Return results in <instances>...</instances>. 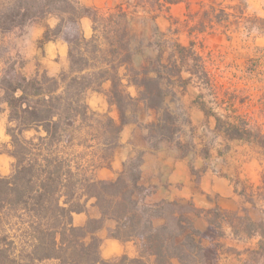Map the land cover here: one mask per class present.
I'll list each match as a JSON object with an SVG mask.
<instances>
[{"label":"trees","instance_id":"obj_1","mask_svg":"<svg viewBox=\"0 0 264 264\" xmlns=\"http://www.w3.org/2000/svg\"><path fill=\"white\" fill-rule=\"evenodd\" d=\"M125 5L122 2L105 14L81 0H0L1 33L40 21L44 34L39 46L63 33L70 44V67L59 77L43 73L1 80L10 110L7 134L14 163L10 175L0 176V264H205L200 233L176 210L178 205H150L141 198V156L129 159L116 179L95 177L97 168L112 163L111 150L127 123L130 106L140 102L159 111L165 100L159 77L134 69L137 61L127 38ZM90 10L102 16L103 31L94 27V35L87 39L81 20ZM51 17L59 21L54 29L46 23ZM91 44L101 56L88 54ZM121 69L127 74L121 75ZM126 75L128 85L138 89L137 98L123 84ZM107 81L112 82L108 101L117 106L120 123L92 110L86 101L88 91ZM237 121L230 123L231 139L253 144L263 138L246 119ZM173 125L170 114L164 112L159 118L162 135H173ZM32 131L34 135L27 138L25 134ZM79 148L84 152L78 153ZM250 190L243 194L264 199V174L262 184ZM91 200L100 217L76 226L74 215L86 212ZM159 219L164 224L156 226ZM107 221L115 223L111 238L137 245L136 257H102L97 232ZM253 226L258 225L249 223L236 235L260 237L258 247L248 250L257 262L264 258V229L257 232Z\"/></svg>","mask_w":264,"mask_h":264},{"label":"rangeland","instance_id":"obj_2","mask_svg":"<svg viewBox=\"0 0 264 264\" xmlns=\"http://www.w3.org/2000/svg\"><path fill=\"white\" fill-rule=\"evenodd\" d=\"M169 1L119 0L100 9L107 14L108 9L126 4L127 38L137 61L134 69L159 77L165 100L159 111L140 102L130 106L127 123L111 150L112 163L97 168L95 177L116 179L129 159L141 156V198L150 205H178L176 210L200 233L205 264H264V258L255 262L248 252L258 247L260 237L241 239L236 235L249 223L258 225L252 230L264 229L263 197L250 199L243 194L245 190L249 194L252 186L256 190L264 174V0ZM102 19L92 10L86 13L81 28L87 39L94 35V27L103 31ZM33 22L44 28L40 21ZM58 22L51 17L46 23L54 29ZM25 32L21 28L15 34ZM1 38L0 58L6 59V72L0 88L3 78L26 76L22 70L26 61L19 47ZM53 42H62L65 54L51 58L49 68L37 60L29 78L43 73L57 78L69 70L67 35L61 34ZM8 51L12 54L9 57ZM88 54L101 56L94 44L88 46ZM45 55L50 59V54L43 52L42 59ZM125 73L121 69V75ZM128 80L126 75L123 84L137 98L138 89L128 85ZM111 88V81L104 82L99 89L87 92L86 101L92 110L120 123L117 106L108 101ZM164 112L174 124L171 136H163L159 129ZM238 117L249 121L263 138L253 144L231 139L228 129L230 123L239 122ZM34 133L25 136L30 138ZM83 152V148L78 149V153ZM94 202L89 201L86 212L81 213L86 218L81 226L99 218ZM155 224L161 226L164 221L159 219ZM170 224L174 227V221ZM114 228L115 223L107 221L102 229L110 236Z\"/></svg>","mask_w":264,"mask_h":264},{"label":"crops","instance_id":"obj_3","mask_svg":"<svg viewBox=\"0 0 264 264\" xmlns=\"http://www.w3.org/2000/svg\"><path fill=\"white\" fill-rule=\"evenodd\" d=\"M119 0H81V3L87 7L103 8L111 7L116 5ZM26 32L15 34L20 31L21 28H15L9 33H0L3 37V41L7 43L8 41H13L19 47L18 51L22 54L26 63L23 67V71L26 76L29 77L34 73L36 61L39 60L41 63H45L47 68H49V62L53 63L51 58L57 57V54L61 56L65 54L66 48L62 42L54 43L53 41L45 43L39 46V42L43 38L44 28L38 25L36 22H31L25 27H23ZM86 31V28H85ZM17 50L15 52L18 53ZM42 52L45 54H50V59L45 55L42 59ZM10 52L8 51L7 57H9ZM6 59L0 58V79L5 74L6 70ZM4 92L0 88V174L3 176L10 175L12 170L13 158L10 156L9 152L5 151V148H10V137L7 134V127L9 124V106L5 99L3 98ZM4 148V149H2ZM100 213L98 212V216ZM86 218L82 214H75L74 223L75 225H84ZM97 236L101 239V255L105 259H113L126 253L130 257L137 256V250L133 245V242L123 243L117 239H113L107 235L105 229H101Z\"/></svg>","mask_w":264,"mask_h":264}]
</instances>
